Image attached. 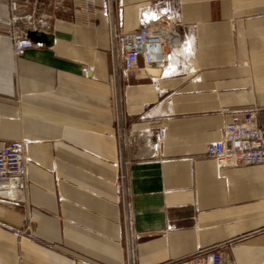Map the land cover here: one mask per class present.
I'll return each mask as SVG.
<instances>
[{
	"label": "crops",
	"instance_id": "0c3cea01",
	"mask_svg": "<svg viewBox=\"0 0 264 264\" xmlns=\"http://www.w3.org/2000/svg\"><path fill=\"white\" fill-rule=\"evenodd\" d=\"M153 1L115 0L121 30ZM173 1L188 65L121 83L135 263L174 264L218 244L233 264H264V165L218 168L204 152L237 108L256 106L264 129V0ZM41 39L15 56L0 35V147L22 139L28 160L20 202H0V264H122L101 0H71ZM159 127L154 154L144 130Z\"/></svg>",
	"mask_w": 264,
	"mask_h": 264
},
{
	"label": "built area",
	"instance_id": "2783aa9c",
	"mask_svg": "<svg viewBox=\"0 0 264 264\" xmlns=\"http://www.w3.org/2000/svg\"><path fill=\"white\" fill-rule=\"evenodd\" d=\"M7 7V15L0 17V35L7 37L12 52L20 56L26 49L40 47L27 37V31L49 33L55 18L66 16L71 9V0H0ZM121 8L115 0H101V13L107 20L108 69L112 81L113 136L117 142L116 176L113 184L115 203L119 207L123 231L122 264H136L135 239L131 231L130 203L127 192V166L123 156L126 144L127 119L124 113L121 83L134 70L148 77L171 75L187 66L191 53V41L187 30L182 28L178 10L173 0H156L137 11L136 25L132 30H121ZM87 67L86 70H89ZM254 105L232 110L221 129L217 140L205 146V155L218 168L249 164L264 165V129L257 122ZM150 148L158 154L165 138L163 127L154 133L144 130ZM25 141L12 139L0 147V202L17 204L19 192L28 184L27 158L24 155ZM264 234V225L261 228ZM22 231H17V234ZM174 264H233L232 260L214 244L196 251L195 256Z\"/></svg>",
	"mask_w": 264,
	"mask_h": 264
},
{
	"label": "water",
	"instance_id": "95a60500",
	"mask_svg": "<svg viewBox=\"0 0 264 264\" xmlns=\"http://www.w3.org/2000/svg\"><path fill=\"white\" fill-rule=\"evenodd\" d=\"M46 34L42 33V32H36L33 30H29L27 31V37H29L33 42H40L42 41V37H45Z\"/></svg>",
	"mask_w": 264,
	"mask_h": 264
},
{
	"label": "rangeland",
	"instance_id": "374dc122",
	"mask_svg": "<svg viewBox=\"0 0 264 264\" xmlns=\"http://www.w3.org/2000/svg\"><path fill=\"white\" fill-rule=\"evenodd\" d=\"M120 237H121V245H122V250L124 249V241H123V231H122V226L120 224ZM124 252V251H123Z\"/></svg>",
	"mask_w": 264,
	"mask_h": 264
}]
</instances>
